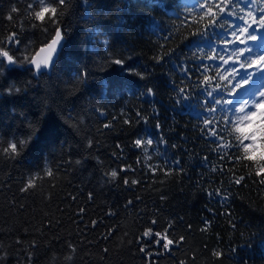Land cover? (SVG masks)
Instances as JSON below:
<instances>
[{"label": "trees", "instance_id": "16d2710c", "mask_svg": "<svg viewBox=\"0 0 264 264\" xmlns=\"http://www.w3.org/2000/svg\"><path fill=\"white\" fill-rule=\"evenodd\" d=\"M246 2L240 0L237 8ZM28 3L0 0V37L19 33L20 45L11 47L18 57L32 54L54 35V25L31 18ZM202 3L67 0L59 17L65 43L52 69L37 72L27 62L9 66L0 58V149L11 140L26 141L19 155L0 150L4 264H264V184L259 176L264 168L254 174L246 162L233 163L235 146L227 160L225 153L217 154L202 122L221 113L203 107L206 93L194 87L198 70L189 72L188 79L181 73L196 68L199 49L223 47L219 41L227 29L205 28L206 20L191 19L202 15ZM253 3L264 8V0ZM226 19L240 24L234 16ZM248 46L253 56L261 55L254 42ZM156 56L162 57L159 63ZM117 58L124 63L109 62ZM236 67L241 71L239 63ZM130 69L150 74L142 78ZM263 73H253L251 80ZM180 86H190L187 98L176 96L174 87ZM147 88L154 89V97L141 95ZM137 112L144 121L136 119ZM129 117L133 122L124 124ZM213 127L219 131L223 125L217 120ZM137 137L154 140L147 154L132 147ZM241 149L244 160H264ZM125 165L132 170L117 181L106 175ZM241 175L245 180L235 184ZM30 178L34 187L22 190ZM137 180L136 185L123 183ZM169 224L172 238L185 237L170 250L139 239L147 227L163 231ZM141 246L148 251L140 252ZM217 250L221 257L213 255Z\"/></svg>", "mask_w": 264, "mask_h": 264}, {"label": "snow or ice", "instance_id": "6c2138e0", "mask_svg": "<svg viewBox=\"0 0 264 264\" xmlns=\"http://www.w3.org/2000/svg\"><path fill=\"white\" fill-rule=\"evenodd\" d=\"M66 3L67 0H55V3L51 2V0H45V5L41 7V0H31V3L26 5L29 13L34 12V15H31V18L39 22L40 25H54V35H51L50 40L45 41L43 47H40L32 54L19 55L18 57L12 53L11 47L20 45L19 33L17 31H10L6 36L0 37V58H2L7 64L24 62L30 63L37 72H39L41 67H49L54 55L57 52L58 45L63 39V29L60 26L59 17L62 15V11L66 6ZM239 4L240 0H204V3L199 5V12L202 13V15L197 17V15L192 14L191 19L193 21L199 20V22H204L206 20L205 28L219 27L221 29H227L224 33L225 38L219 41L223 47L219 51L211 49L209 52L199 49L198 51L200 53V57L196 68L181 69V73L184 75L185 79H188L187 74L189 72H197L198 70L199 74L197 79L194 81V87L195 89H199L201 93H206L208 100L207 104L203 105V107L207 108L208 111L212 113L213 106H215L214 111L221 113V119L219 122L223 125V128H220L218 131L216 127H213L217 120H214V118H206L202 122V132L207 130V134L213 138V142L216 144V148L214 150L217 154L221 152L225 153L223 157L224 160L229 158V153L232 152L235 146V151L238 155L233 160V163L242 162L244 157L241 154L240 149L244 148L247 151L249 147L247 144L248 141H251L252 147L260 146L264 149V114L259 112L261 105H264V86H262L261 89H257L256 92L248 98L240 97L239 100L236 99L237 96H240V92L236 91V88H239L240 91H244V89L241 88V81L243 84H247V78L249 76L253 73L259 74L262 70H264V55L253 56V50L248 46L249 42H259V40L264 39V36L255 34L256 28H259L261 32L264 33V8L257 9V5L253 3V0H247L243 7L237 8V5ZM249 4H251L252 7L246 14H244L245 8H247ZM229 9H231L230 12L228 11ZM188 11L189 13H192L191 9H188ZM10 12L15 14L18 12V9L13 6ZM226 15L236 17L240 20V24L230 22L229 19H226ZM7 19L12 21L13 16L9 14ZM196 26L199 32H204V29L200 28L199 24ZM45 30L47 31V29ZM229 35L231 38H227ZM105 44H107V41H105ZM226 49H230V51L225 53ZM193 58L197 59L195 54H193ZM153 59L159 63L162 57L156 56L153 57ZM205 60H207L208 63H205ZM217 60L220 63L216 64L215 67H212ZM109 62L123 64L124 59H109ZM187 62L188 61L185 60L182 63ZM237 63H239V69L241 71L237 70ZM130 71H134L137 76H141L142 78H147L150 74L147 73V71L142 72L136 69H130ZM210 72L212 74H209ZM86 75L87 73H83L81 79ZM238 76L240 79L236 81V84L229 88L228 85ZM221 77H223V79ZM210 80L212 81L211 85L209 84ZM189 87H174L176 96L181 97L182 99L187 98L188 95L191 94ZM14 90L17 92L20 91L19 88ZM5 91L11 92L13 89L8 88L5 89ZM209 92H211V96L208 95ZM225 92L230 94L229 98L224 97ZM141 95L154 97L155 92L153 88H147L145 92L141 93ZM217 100H220L219 104L217 103ZM226 101L231 102L226 103ZM250 101H254V103H249ZM241 105L242 107H240V111L237 112L238 106ZM153 114H156L155 108H153ZM234 115L237 117L236 133L239 139L244 141L243 144H236L234 141H229L223 135L225 132L232 135L229 125L233 123L232 118ZM135 116L139 121L145 120V117L141 115L140 112L135 113ZM258 116L260 118V122L256 123L254 118ZM250 121L252 122L250 123ZM132 122L131 117L124 119V124L126 125ZM104 127L110 128L111 124H105ZM156 127L160 128L161 126L157 124ZM147 140L148 142L145 143L144 139L137 137L131 142L132 147L140 152H143L144 148H148L149 150L150 147L154 145V140L151 138H148ZM25 143V140L8 141L7 146L8 149H11V155H19L20 148ZM91 144L92 142L89 141V146H91ZM155 147H158V142L156 141ZM155 147L153 148V151H155ZM0 150L7 153V149H5V147ZM112 155L116 157L117 153L114 152ZM141 162L144 163L143 161H137V163ZM76 163L79 164L81 161L77 160ZM259 167L264 168V164H261ZM149 169L151 171H155V169L153 170L151 167H149ZM131 170V165H125L119 169L115 168L119 177L122 172H129ZM218 170L219 169L217 168L211 169L212 172H217ZM52 174V171L49 170L48 175L51 176ZM259 176L262 177L260 183L264 184V172H260ZM245 178V176L241 175L234 179V183L240 184L243 180H245ZM123 183L125 185H136L139 181L137 180L135 184H133L132 181H123ZM32 187H34V184L30 178L27 180L26 185L22 190H27ZM219 191L220 190H217V192ZM82 211L83 209H81V212ZM93 223L96 222L93 221ZM150 223L154 226L157 224V220L153 219ZM171 228L172 224H169L163 231H155L154 227H147L143 230L139 239L141 241L147 239L154 245H159L165 251H168L172 248V246L180 244L185 239L183 236L172 238L170 236ZM204 230L207 229L205 228ZM2 250L3 247L0 245V252H2ZM139 251L144 253L147 252L148 249L141 246ZM5 255H0V264H4ZM213 255L215 257H221L223 253L217 250L213 252ZM181 264H183V262H181Z\"/></svg>", "mask_w": 264, "mask_h": 264}, {"label": "clouds", "instance_id": "9594fccd", "mask_svg": "<svg viewBox=\"0 0 264 264\" xmlns=\"http://www.w3.org/2000/svg\"><path fill=\"white\" fill-rule=\"evenodd\" d=\"M44 5H45V0H41V7H43ZM34 11H35V10H34ZM31 15H34V12L31 13ZM221 78L223 79V77H221ZM211 83H212V81L210 80V81H209V84L211 85ZM208 95L211 96V92H209ZM230 102H231V101H226V103H230ZM217 103L219 104V103H220V100H217ZM249 103H254V101H250ZM240 107H242V105H241V106H238V108H237V112L240 111ZM214 108H215V106H213V111H212L213 114L216 113V112L214 111ZM259 112H260L261 114H264V105H261V107H260V109H259ZM213 118H214V120H220V119H221V117H220L219 115H213V116L210 117L209 119H213ZM232 119H233V123L229 125V129L231 130V133H232L231 136H232V137L234 138V140L237 141L239 144H243L244 141H243V140H240L239 137H238V135H237V133H236V119H237V117H236V116H233ZM254 119H255V122H256V123H259V122H260V118H259V116L256 117V118H254ZM251 122H252V121H250V123H251ZM141 139H144V138H141ZM144 140H145V143L148 142L147 139H144ZM258 147H259V146L253 147V148L251 149V151H256ZM5 149H7V153L11 154V149H8V146H7V145H6ZM143 152L147 154V153L149 152L148 148H144V149H143ZM241 154H242L243 157H244L245 153L243 152V149H241ZM145 159H146V160H147V159H151V156H146ZM242 162H246V163L249 165V169H248V170H249L250 172H253L254 174L257 173V170H258L259 166H260L261 164H264V160H260V159H257V160H244V159H243ZM106 175H107V176L111 179V181H113V182L117 181L118 178H119V174L115 171V168H112L109 172L106 173ZM259 175H260V173H259ZM133 182L135 183V181H133ZM69 258H71V257H69Z\"/></svg>", "mask_w": 264, "mask_h": 264}, {"label": "rangeland", "instance_id": "374dc122", "mask_svg": "<svg viewBox=\"0 0 264 264\" xmlns=\"http://www.w3.org/2000/svg\"><path fill=\"white\" fill-rule=\"evenodd\" d=\"M258 35L264 36L261 34V32H259ZM254 44L256 47H258V50L261 51V55H264V39L259 40V42H254ZM247 79L248 83L243 84L244 91H240V96L236 97L237 100H239L240 97L248 98L253 93H255L257 89H261L262 86H264V74L261 77L256 78L254 81L251 80V76H249ZM247 144L249 146L248 148L250 149V154L252 156L261 158L264 157V149L259 146L256 151H251V149L253 148L251 146V141H248Z\"/></svg>", "mask_w": 264, "mask_h": 264}, {"label": "water", "instance_id": "95a60500", "mask_svg": "<svg viewBox=\"0 0 264 264\" xmlns=\"http://www.w3.org/2000/svg\"><path fill=\"white\" fill-rule=\"evenodd\" d=\"M64 43H65V39H64V37H63V39L61 40V42L59 43V45H58V48H57V52H56V54L54 55V57H53V60H52V62H51V65L49 66V67H47V68H45V67H41V69L39 70V71H43V70H50V69H52L53 68V66L55 65V63H56V61H57V59H58V57H59V54L61 53V51H62V49H63V47H64ZM43 47V46H42ZM14 64V63H13ZM13 64H8L9 66H12ZM29 66H31L33 69H34V67L29 63L28 64Z\"/></svg>", "mask_w": 264, "mask_h": 264}]
</instances>
